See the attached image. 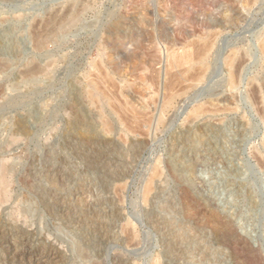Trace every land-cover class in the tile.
Segmentation results:
<instances>
[{
    "label": "rangeland",
    "instance_id": "374dc122",
    "mask_svg": "<svg viewBox=\"0 0 264 264\" xmlns=\"http://www.w3.org/2000/svg\"><path fill=\"white\" fill-rule=\"evenodd\" d=\"M232 4L0 0V264H264L260 118L248 99L240 117L249 132L237 136L227 102L214 100L226 91L221 60L235 34L213 24L227 22ZM263 12L264 0L238 43L263 26ZM206 30L220 32L204 80L165 85L167 55ZM158 74L160 83L151 79ZM93 83L112 90L102 101L113 125L106 133L88 99ZM200 105L209 111L193 116ZM113 107L126 110V123ZM245 237L253 249L235 243Z\"/></svg>",
    "mask_w": 264,
    "mask_h": 264
},
{
    "label": "bare ground",
    "instance_id": "6f19581e",
    "mask_svg": "<svg viewBox=\"0 0 264 264\" xmlns=\"http://www.w3.org/2000/svg\"><path fill=\"white\" fill-rule=\"evenodd\" d=\"M233 1V4H232V7H231V13H230V16H229V19L225 21H222V20H216L215 23L213 24V26L215 28H222L223 26L227 25L230 29V31L232 32V34H239L240 31H242L248 27L249 23H250V19H251V16L253 15V10L255 8L256 5H258L262 0H232ZM231 2V1H230ZM90 3V1L88 2ZM70 5V4H69ZM68 5V6H69ZM80 6V5H79ZM83 8V7H82ZM190 8V7H189ZM59 9V7H58ZM57 9V10H58ZM80 9V8H79ZM65 10V9H64ZM68 10V9H67ZM82 10V9H81ZM56 12V10H55ZM59 12V11H57ZM52 13V12H51ZM63 13V12H62ZM77 13L78 11L76 12V14L74 16H71L70 18H66V22H74L77 18ZM264 13V12H263ZM59 14V13H58ZM50 16V15H49ZM65 16V15H64ZM47 17V15L45 16ZM63 18V16H61ZM53 18V17H52ZM52 18L50 19V21L52 22ZM59 18V17H58ZM61 19V18H60ZM47 20V18H46ZM258 20V19H257ZM263 20V19H262ZM49 23L50 21L47 20ZM55 21V20H54ZM61 21V20H59ZM58 21V23H59ZM64 20H62L61 22H63ZM65 22V21H64ZM57 23V24H58ZM60 24V23H59ZM54 26V25H53ZM260 27V26H259ZM46 28V27H45ZM56 28V27H55ZM42 29V27H41ZM51 30V29H50ZM254 30V29H253ZM258 30V29H257ZM39 31V29H38ZM53 31H54V28H53ZM52 31V32H53ZM247 31V30H246ZM249 31V30H248ZM252 31V29H251ZM193 32V31H192ZM199 33H201L200 31H197ZM219 32L220 30H206V32L203 34V36L199 37L198 39L196 40H192L193 44H191L192 46H196V50L193 49V51H195L194 55H191L188 51L190 49V46L189 49L187 48V46L185 48H187V50L185 51V48H183L184 50L179 53V50H178V47L176 48L177 50L175 51H172L170 52L167 57H166V60L165 63L166 65H168V72L169 74L167 73L166 75V79L165 81H169V85L171 86L172 84L178 82V85L180 81L183 82V80L188 81V83H193V82H201L204 80V78L206 77V73L207 71L209 70L208 68L210 67L208 65L209 63V57H210V54H211V51L212 49H214V46H215V43H216V38L217 36L219 35ZM47 33V32H46ZM36 34V33H35ZM39 34V33H37ZM36 34V35H37ZM48 34V33H47ZM35 35V36H36ZM183 35V33H182ZM234 36V40H233V43L231 44V46H229V50L227 52V54L225 56H223V60L222 61V64H223V68L225 69L226 71V74H227V83H226V91L216 97L214 100L217 102V103H220L221 101L225 100L227 102V108L230 110V113H231V116L234 120V132L235 134L238 136H244L246 135L248 132H249V128H248V123L245 119V116L243 117H240V114L241 113H245L246 111V102L248 101V99H252L253 101V105H254V108L256 109L257 111V114L260 118V122H261V127H262V133H263V145H264V24L263 26H261L259 28L258 31H255L254 33L252 32V34L249 36L248 40H244V38H242V43H238V38ZM38 36V35H37ZM44 36V35H42ZM47 37V35L45 36ZM184 37V36H182ZM48 38V37H47ZM36 40V39H35ZM40 40H44L43 37L38 41ZM180 40H182L180 38ZM179 40V41H180ZM177 41V40H176ZM181 42V41H180ZM183 42V41H182ZM172 43V41H171ZM186 45V44H185ZM189 45V44H188ZM40 46V45H39ZM170 46V45H169ZM172 47V45L169 47V49ZM154 53V52H153ZM151 53V55L155 56L154 58V61L155 63L157 61H162V59H164L163 57H160V54H153ZM193 53V52H192ZM138 54V53H137ZM136 54V56H137ZM144 54H148V53H145L144 51ZM162 54V53H161ZM222 54V53H221ZM166 55V54H165ZM135 55H133L134 57ZM147 56V55H146ZM110 57V56H109ZM153 58V57H152ZM161 59V60H160ZM157 60V61H156ZM134 61V60H133ZM134 63V62H133ZM153 63V61H152ZM151 63V65H152ZM159 62H157L158 64ZM150 64V63H148ZM113 65V64H112ZM117 65V64H115ZM255 65H257L256 67V70H253V67H255ZM120 66V65H119ZM150 66V65H149ZM148 66V67H149ZM153 66V65H152ZM222 66V65H221ZM104 67V66H102ZM101 67V69H102ZM112 67V66H111ZM117 67V66H116ZM147 67V64L144 66V68L146 69ZM151 67V66H150ZM147 68L148 70L149 69H152L153 72H152V75H154L155 73L157 74V71L155 69H153V67L151 68ZM100 68V66H99ZM135 68V67H134ZM155 68V67H154ZM158 68V67H157ZM156 68V69H157ZM29 69V68H28ZM39 69V68H38ZM138 69V68H137ZM142 69V68H141ZM160 69V68H158ZM165 69V68H164ZM37 70V69H36ZM106 72V70H104ZM150 71V70H149ZM166 71L165 70V74H166ZM27 72V71H26ZM29 72V71H28ZM34 72V71H33ZM105 72L101 73V74H104ZM147 72V70H146ZM159 72V70H158ZM195 72V74H193ZM145 73V72H144ZM143 73V74H144ZM148 74L151 72H147ZM154 73V74H153ZM160 73V72H159ZM91 75V74H90ZM99 75V74H98ZM108 75L105 74V77H107ZM111 76V75H110ZM144 78H147L146 76L147 75H143ZM142 76V77H143ZM157 77H152L151 79L153 80H157V78H159V74L156 75ZM92 77H93V74H92ZM91 77V78H92ZM112 77V76H111ZM148 77H150L148 75ZM104 78V76H103ZM156 78V79H155ZM97 78H94L92 80L96 81ZM99 79V78H98ZM147 80V79H146ZM160 79H158L157 81H159ZM98 81V80H97ZM108 81V80H107ZM106 81V82H107ZM150 81V80H149ZM164 81V82H165ZM167 81L164 83L166 85ZM184 81V82H185ZM153 82V81H152ZM99 84L101 82H98ZM155 83V81H154ZM160 83V81H159ZM158 83V84H159ZM186 83V82H185ZM99 84H96V83H93V86H91V89L89 90L88 92V96H89V100L91 101L92 105L94 106V108H96V110L99 112V118H100V128H101V131H104L105 133L106 132H109L112 130L113 128V125L111 123V121L109 120V118L105 115L104 113V108H103V99L106 98V95H110L109 93L112 91L111 89H108L107 91V94H106V91L104 89H102V87H106L105 85L104 86H99ZM114 83H112V85L110 84V86H113L116 87V85L114 86L113 85ZM151 84V83H150ZM156 84V83H155ZM102 85V84H100ZM183 85V84H182ZM157 86V85H156ZM155 86V88H157ZM177 86V85H175ZM181 86V85H180ZM167 89L169 90L171 87L169 86H166ZM169 87V88H168ZM186 87V86H185ZM107 88V87H106ZM105 88V89H106ZM154 88V87H153ZM159 88V87H158ZM165 88V87H164ZM174 88V87H173ZM173 88H171L172 90H174ZM165 88V90H167ZM187 89V87H186ZM167 90V91H168ZM170 92V91H168ZM168 92H165L166 95H168L169 93ZM113 93V92H112ZM172 93V92H170ZM165 95V96H166ZM172 95V94H170ZM169 95L168 98H164L166 100V103H168L170 100H171V96ZM113 95L111 94L110 99H115L114 97H112ZM116 100V99H115ZM117 100H116V103L114 101V104H116V106L119 107V104L117 105ZM111 103V102H110ZM216 103V104H217ZM113 105V103H111ZM129 104H132L133 106V103H130ZM213 104V103H212ZM111 106V105H110ZM114 106V105H113ZM121 106V105H120ZM126 106V105H125ZM128 106V105H127ZM129 107V106H128ZM137 108V106H135ZM143 107V106H142ZM219 107V106H218ZM114 108V107H113ZM123 108V106H122ZM217 108V107H216ZM215 108V109H216ZM220 108H222V105L220 106ZM219 108V109H220ZM116 109L118 112H120V114L118 116L122 117L120 120L121 121H124L123 119V116H122V111L123 113H126L124 112V110H121L119 111L118 108H114ZM135 109V108H134ZM141 109V108H140ZM214 109V110H215ZM218 109V108H217ZM142 110H144L142 108ZM206 110L209 111L208 108H206L205 106L203 105H200L198 106L192 113L193 116H196V115H199V114H202L203 112H205ZM126 111V110H125ZM117 112V113H118ZM138 112V111H137ZM136 113V112H135ZM140 112H138L139 114ZM128 114V113H126ZM126 114H124V116H127ZM137 114V115H138ZM130 115V116H129ZM127 117H131L129 118L128 120L132 119L135 123V126L139 125L142 121V120H139L138 122H135L136 121V117H132V113L129 114ZM191 115V114H190ZM78 116V115H77ZM81 116V115H79ZM127 117H124L125 120H127ZM139 118H141L140 116H138ZM143 118V117H142ZM141 118V119H142ZM130 123V121H128ZM98 121V122H99ZM144 121V119H143ZM146 121V120H145ZM150 121V118L149 120ZM190 121V120H189ZM126 123V121H124ZM140 122V123H139ZM125 123H124V126H125ZM139 123V124H137ZM143 123V122H142ZM146 123H148L146 121ZM133 124V122H132ZM137 124V125H136ZM127 125H129L127 123ZM141 125V124H140ZM187 125V124H186ZM144 126V124L142 125ZM141 126V127H142ZM127 128V126H125ZM130 127V126H129ZM132 129H133V126L131 125ZM131 127H130V130H131ZM138 128V126H137ZM136 128V129H137ZM140 128V126H139ZM138 128V129H139ZM129 129V128H128ZM127 129V130H128ZM135 130V129H134ZM133 131V130H132ZM131 131V132H132ZM111 141V140H110ZM200 142V141H199ZM198 142V143H199ZM108 143H112V142H108ZM199 146V145H197ZM95 151V150H94ZM177 151V150H176ZM101 152V151H100ZM99 152V153H100ZM93 153V152H92ZM98 153V152H97ZM95 153V154H97ZM98 155V154H97ZM185 151L182 150V149H179L177 152H176V155H175V161L178 162V170L180 171V175L182 177H184L185 179V182L186 184H191L192 183V171L193 169L191 168H188L189 166H186V164H183V158L185 157ZM259 158V157H258ZM259 160L261 161V163L264 164V156H260ZM185 161V160H184ZM186 163V162H185ZM2 168V167H1ZM2 170V169H1ZM3 171V170H2ZM8 171V169H7ZM159 170L155 171L152 175V177L150 178L149 182L147 183V187H146V191H147V194H149L152 189L154 188V184L157 180V177L159 176V173L160 171L158 172ZM4 173V172H3ZM5 175V174H4ZM177 177V176H176ZM28 179V178H27ZM182 179V180H184ZM3 186V185H2ZM185 188V187H184ZM2 192V191H1ZM3 193V192H2ZM189 195V198L191 200H193V195L188 192ZM3 196V195H2ZM148 196V195H147ZM187 205V204H186ZM192 204L190 203V206ZM198 205V204H197ZM203 213V212H202ZM204 214V213H203ZM218 219V218H217ZM186 233V232H185ZM2 234V233H1ZM4 235V234H3ZM2 236V235H1ZM242 237V236H241ZM240 241L239 242H235L236 244H246L248 245L249 247H251V249H253V246L250 244V241L245 237L244 239H239ZM168 247V246H167ZM238 250V249H237ZM176 251V250H175ZM234 251V250H233ZM18 253V252H17ZM16 253V254H17ZM243 253V252H242ZM240 253V254H242ZM177 254V253H176ZM174 255V254H173ZM252 255V254H251ZM250 255V256H251ZM54 256V255H53ZM189 256V255H188ZM200 256V255H199ZM47 257V256H46ZM55 257V256H54ZM49 258V257H47ZM60 258V257H59ZM256 258V257H255ZM42 259V258H41ZM58 259V258H57ZM190 259V258H189ZM258 259V258H257ZM260 259V258H259ZM258 259V261H259ZM50 260V258H49ZM53 260V259H52ZM191 260V259H190ZM241 260V259H240ZM264 260V259H263ZM37 261V260H36ZM39 261V260H38ZM157 261V260H156ZM154 264H158V262H156ZM41 262V260H40ZM47 262V261H46ZM192 262V261H191ZM260 262V261H259ZM264 262V261H263ZM262 262V263H263ZM202 263V262H201ZM213 263V262H212ZM37 264H40V263H37Z\"/></svg>",
    "mask_w": 264,
    "mask_h": 264
}]
</instances>
